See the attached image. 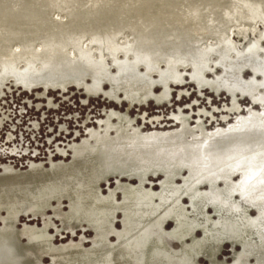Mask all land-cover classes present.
I'll return each mask as SVG.
<instances>
[{
    "label": "rangeland",
    "instance_id": "rangeland-1",
    "mask_svg": "<svg viewBox=\"0 0 264 264\" xmlns=\"http://www.w3.org/2000/svg\"><path fill=\"white\" fill-rule=\"evenodd\" d=\"M94 1L97 3V0ZM201 2L189 4L188 0H181L179 7L169 12H174L175 16L168 14L161 20L147 19L149 25L156 29L146 43L149 54L156 62L147 56L131 58L129 51H123L133 45V37H130V43L128 38L119 43L114 35V41L110 43L99 35L88 39L78 36L74 39L78 42L63 48L40 47L33 53L39 59H31L29 52H23L21 48L10 50L3 43L6 46L5 55L12 57L8 62L0 59V107L4 108L5 114L6 109L12 111L16 104L39 120L42 139L56 134L54 142H64L74 133L75 137L55 146L54 153L48 149V153L39 155L42 157H18L11 152L5 153L7 149L1 143H5L6 135L0 128V148H4L3 152L0 151V173L26 171L39 163L49 168L52 164L67 162L71 160L72 145L89 138L92 131L101 135L111 133L117 139L129 131L134 137L132 125L137 120L147 124V128H152L151 123L157 121L166 127L176 124L177 117L186 116L194 124L189 129L180 126L179 130L197 132L192 139H202L200 135L209 138L253 121V112L264 117V44H261L264 38V0H209L202 5ZM67 21L66 18L59 24H66ZM116 27L118 33L126 30L123 25ZM202 38L214 39L209 48L199 46ZM27 41V37L21 36L19 43L26 47ZM38 42L41 41L38 39ZM115 47L122 50L119 58L112 52ZM158 49L164 55L159 56ZM209 50L213 52L200 56ZM72 51L74 56H69ZM259 52H262V56H259ZM81 54L86 57L80 58ZM212 54L215 56L211 57ZM135 60L137 62L133 64ZM139 65L140 69L137 68ZM62 70H70L81 85L62 84L51 88L40 82L43 76L53 78L62 74ZM152 73L155 74L150 78L148 75ZM102 82H106V85ZM134 85H153L156 87V97L163 94L168 99L142 107L137 103L139 97H135L131 99L129 109L127 102L116 104L117 107L108 104L110 98L116 97L111 96L109 90ZM9 99H12L11 102ZM235 108L239 110L238 113ZM199 114H203V117H199ZM222 119L232 123L222 126ZM199 123L207 130H202ZM261 126H264V119L259 124ZM49 128L52 130H47ZM67 129L73 132L65 135ZM35 136V139H40L38 135ZM188 136L191 138L190 134ZM14 143L16 145V139L12 143H5V147L11 148ZM129 144L133 145L134 141L130 140ZM39 149L44 153V147ZM188 177L190 172L185 167L171 172V179L177 180L179 186ZM140 180L152 187V193H159L163 190L162 185L168 183L166 174L159 169L149 167L134 172L124 169L106 176L100 183V191L104 196L122 202ZM208 183L205 181L200 184L202 187L191 188L181 196L187 212H192L193 208L199 212L194 221L182 224L172 218L165 220V231L173 236L169 243L170 253L175 257H188L190 264H242V241L246 239L243 237L246 232H237L235 236L217 240L208 237V229L211 225H217L222 218L264 220V181L259 178V173L242 168L234 169L215 183ZM7 216V208L1 206L0 234L6 229ZM124 222L123 211L115 212L111 217L110 230L106 232L110 243L116 242V232L124 229ZM15 227L18 231L42 232L58 248L87 250L95 245L97 239L92 225L76 217L67 200L56 201L52 206L23 209L15 221ZM242 228L245 229V226L242 225ZM135 234L126 236L115 247L129 243ZM19 240L21 245L29 243L26 235H21ZM252 241L256 242V239ZM214 246L217 249H213ZM112 250V245H109L96 257L106 256ZM256 257L257 254L252 253L245 264H258ZM95 258L93 256L92 259ZM44 263L59 264L54 257L46 254L42 255L41 264Z\"/></svg>",
    "mask_w": 264,
    "mask_h": 264
},
{
    "label": "bare ground",
    "instance_id": "bare-ground-1",
    "mask_svg": "<svg viewBox=\"0 0 264 264\" xmlns=\"http://www.w3.org/2000/svg\"><path fill=\"white\" fill-rule=\"evenodd\" d=\"M201 1V5L209 2ZM180 2L181 0H97V3L94 0H0V59L4 62L12 60L10 55H5L6 46L3 43L10 50L21 48L23 52H29L31 59H39L33 53L40 47L63 48L78 42L74 40L78 36L88 39L99 35L106 42L112 43L115 35L119 43L133 37V45L123 50L126 53L129 51L131 58L147 56L156 62L146 46L156 30L149 25V21L161 20L168 14L175 16L174 12H169L179 7ZM196 2L199 0H188L189 4ZM66 18V24H59ZM116 25H123L126 30L118 33ZM21 36L28 38L26 47L19 43ZM38 39L43 43L38 42ZM213 40L202 38L199 46L209 48ZM261 44H264V38ZM159 50V56L164 55ZM112 52L119 58L122 50L115 47ZM211 52L213 51L209 50L200 56ZM69 56H74L73 51L69 52ZM210 56L214 57L215 54ZM259 56H262V52H259ZM85 57L81 54L80 58ZM136 62L135 60L133 64ZM137 68L140 69V65ZM62 72L53 78L43 76L40 82L51 88L62 84L81 85L78 77L70 70ZM154 74L148 76L152 78ZM102 83L106 85V82ZM155 88L153 85L115 87L109 93L116 97L110 98L108 104L117 107L118 104L127 102L126 107L129 109L131 99L135 97H139L137 103L142 107L147 103L168 99L163 94L156 97ZM235 110L236 113L239 112L237 108ZM199 117H203V114H199ZM252 117L253 121L245 122L234 130L209 138L200 135L202 139H192L197 132L179 130L180 126L188 128L194 124L186 116L177 117L176 124L166 127L157 121L151 123L152 128H147V124L137 120L132 125L134 137L129 131L119 139L114 138L111 133L101 135L92 131L89 138L72 145L71 160L67 162L55 163L49 168H44L39 163L33 164L26 171H3L0 173V207L7 208L8 216L6 229L0 234V264H41L44 254L54 257L59 264H190L188 257H175L170 253L169 243L173 236L165 231L164 222L170 218L182 224L194 221L199 212L194 208L192 212H187L181 196L191 188L202 187L200 184L205 181L212 184L221 177H227L234 169L252 170L259 173V178L264 181V126L259 127L264 117L258 112H253ZM228 121L222 119L220 125L232 123ZM199 124L202 130H207L202 123ZM130 140L134 141L133 145L129 144ZM149 167L159 169L167 176L168 183L162 185L163 190L159 193H152V187L143 184L142 180L136 188L129 190L122 202L101 193L100 183L109 174L124 169L140 171ZM178 167H185L190 172V177L182 181V186H179L177 180L171 179V172ZM59 200H67L75 216L92 225L97 235L92 248H58L42 232L16 229L15 221L23 209L52 206ZM118 211L125 213L124 229L116 232L117 240L112 244L106 232L110 230L111 217ZM243 231L246 232L243 235L246 239L242 241V264L248 261L252 253L257 254L256 263L264 264V220L222 218L217 225L209 226L208 237L223 240ZM133 233L136 234L129 243L115 247ZM21 235H26L28 244L21 245ZM254 238L256 242L252 241ZM109 245H112L113 250L108 255L96 257ZM213 249H217V246ZM93 256L96 257L94 260Z\"/></svg>",
    "mask_w": 264,
    "mask_h": 264
},
{
    "label": "built area",
    "instance_id": "built-area-1",
    "mask_svg": "<svg viewBox=\"0 0 264 264\" xmlns=\"http://www.w3.org/2000/svg\"><path fill=\"white\" fill-rule=\"evenodd\" d=\"M57 95L61 96V94H58V93ZM51 99L53 100V98ZM11 100L9 99L8 101L11 102ZM4 103L6 102L4 101ZM14 107L15 109H13L12 111L11 109L10 110L6 109L7 110L6 114H5L4 108L0 107V119H1L0 128H2L1 131H3L6 135L4 138L5 143L8 144L9 141H11L12 143V141L16 139V145L15 143L12 144L10 146L11 148H8L7 146L5 147V143H1L4 146V148L7 149L5 153L11 152L12 154H16V156L18 157H34V156L42 157L43 155L48 153V149L53 150V153H54L55 146H57L58 144L61 145V144L67 143L68 140H72L75 137V133H74L72 138L66 139L67 141H64V142H57V141L54 142L55 140L54 136H56V134L50 135V137H45L44 139H42V136L40 135V132H39L40 130L39 120H37L35 116L29 115L28 110L24 109V107L20 108L19 105H16V104H14L13 108ZM29 107H30V104L27 106V109ZM5 129L7 130L9 129V131L5 132L4 131ZM17 129H18L17 134H14V132ZM10 130L13 133H11ZM47 130L51 131L52 128H49ZM64 130H59V131L63 132ZM71 132L73 131H70L69 129H67V132L64 131V134L66 135ZM83 133H84V130H83ZM9 135L11 136L10 138H9ZM35 135H38L39 138L42 139L41 142H39L40 139H35L36 137ZM46 144L47 146H52V147L49 148L46 146ZM41 146L44 147V153L42 149L41 150L39 149V147ZM4 148L1 147L0 151L3 152ZM39 155H42V156H39Z\"/></svg>",
    "mask_w": 264,
    "mask_h": 264
}]
</instances>
